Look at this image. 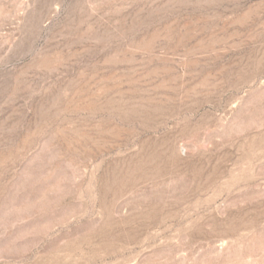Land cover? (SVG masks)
Instances as JSON below:
<instances>
[{
	"label": "rangeland",
	"instance_id": "obj_1",
	"mask_svg": "<svg viewBox=\"0 0 264 264\" xmlns=\"http://www.w3.org/2000/svg\"><path fill=\"white\" fill-rule=\"evenodd\" d=\"M0 264H264V0H0Z\"/></svg>",
	"mask_w": 264,
	"mask_h": 264
}]
</instances>
